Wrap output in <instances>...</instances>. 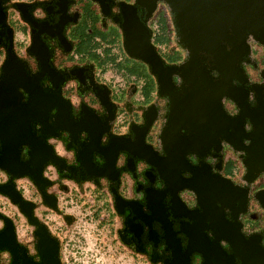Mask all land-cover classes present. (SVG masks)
Instances as JSON below:
<instances>
[{
  "label": "flooded vegetation",
  "instance_id": "1",
  "mask_svg": "<svg viewBox=\"0 0 264 264\" xmlns=\"http://www.w3.org/2000/svg\"><path fill=\"white\" fill-rule=\"evenodd\" d=\"M129 5L147 27L164 66L186 60L175 25L177 48L170 40L163 44L165 52L154 42L159 24L153 17L168 7L163 2L147 18L136 0H0V82L8 76V87L0 90L9 95L0 102V164L22 172L17 176L0 168V264H65L58 221L48 215L73 223L74 216L60 203H88L81 196L85 184L104 196L116 242L148 264H242L227 240L236 229L264 247L259 200L264 169L248 182L244 164L252 152L256 118L264 117V104H259L264 102V44L248 37L242 80H232L242 90L237 97L244 93L248 105L242 109L228 96L221 99L225 113L235 119L227 134L236 144L221 138L199 153H187L188 169L165 178L146 156H166L160 135L171 101L158 92L159 79L150 65L125 50ZM85 24L90 35L81 30ZM171 80L176 86L182 82L177 74ZM12 93L21 105L33 103L35 118L28 128L41 146L19 145L16 156L6 130L12 123ZM177 178L196 179L203 198L181 187ZM203 182L213 192L205 193ZM3 190L22 203L12 202ZM217 192L219 200L211 201Z\"/></svg>",
  "mask_w": 264,
  "mask_h": 264
},
{
  "label": "water",
  "instance_id": "2",
  "mask_svg": "<svg viewBox=\"0 0 264 264\" xmlns=\"http://www.w3.org/2000/svg\"><path fill=\"white\" fill-rule=\"evenodd\" d=\"M136 2L146 9L147 18L157 9L159 2L167 4L173 13L178 42L187 53L186 60L180 65L164 66L150 41L147 27L136 13V8L129 5L125 10L123 27L126 52L150 65L151 72L159 79L158 92L169 96L171 101L169 116L160 135V144L166 156L146 157L158 166L163 177L169 175L176 177L180 168L188 169L184 164L185 154L199 153L221 138L236 144L227 134L228 127L234 124L235 119L225 113L221 99L228 96L242 109L248 105L244 93L240 94L241 98L237 97L242 90L233 86L232 80H242L243 69L240 62L243 56L250 52L248 37L251 36L264 44V0H136ZM213 71L217 72V76L212 75ZM173 74L182 79L179 86L172 82ZM7 81L8 76L0 82V89L8 87ZM11 87L14 90L17 86ZM5 95L6 92L0 90V102ZM8 97L7 94L5 98ZM259 104L264 102L259 101ZM11 107L12 123L6 130L9 129L12 137L10 143L12 156H16V148L22 144L40 149L39 142L28 128V121L35 118L32 115L33 103L30 101L26 105H21L17 95L12 93ZM242 113L247 114L245 111ZM256 124L252 152L244 162L247 167L245 178L248 182L264 169V117H257ZM53 157L50 155L52 161ZM0 168L17 176L22 174L12 171L5 165L0 164ZM33 177L38 181V173L33 174ZM177 179L181 187L194 190L200 199L201 190L194 183L196 179L181 181ZM202 187L205 193L213 192L212 185L203 182ZM3 192L12 202L22 203L20 197L14 196L11 191ZM218 194L219 192L213 193L210 200L218 199ZM259 200L264 207V198L259 197ZM232 234L227 240L232 243L234 255L239 257L242 264H264V247L256 238L246 239L237 229Z\"/></svg>",
  "mask_w": 264,
  "mask_h": 264
},
{
  "label": "rangeland",
  "instance_id": "3",
  "mask_svg": "<svg viewBox=\"0 0 264 264\" xmlns=\"http://www.w3.org/2000/svg\"><path fill=\"white\" fill-rule=\"evenodd\" d=\"M161 7V5L157 6V8ZM153 18L158 20L159 31L161 32L165 31L164 23H167L171 48H177L178 45L173 32V15L169 12L168 7L165 5L164 11L160 10L155 13ZM83 29L87 33L86 24L81 27V30ZM87 34L90 35V33ZM94 34H98L96 29ZM172 57L171 55L167 56L168 59ZM151 89L152 87L148 86L144 94L149 95ZM132 102L134 101L132 100ZM133 104H136V101ZM127 115L134 116L128 113ZM94 195L96 197L99 196L101 199L99 201L94 200ZM103 197L101 194L97 195L93 192L84 194L85 201H89L88 204L95 203L93 207L79 206V202L69 203L65 201H68V199H64L60 205H64V209L74 216L73 223L67 225L63 224L61 219L55 214L48 215L58 221L55 226L60 227L65 264H148L143 258L132 256L128 249L116 242L113 234L115 220L110 216L108 206L103 204ZM97 206H101L100 212H98ZM6 209L11 213L14 212V207L12 206Z\"/></svg>",
  "mask_w": 264,
  "mask_h": 264
},
{
  "label": "trees",
  "instance_id": "4",
  "mask_svg": "<svg viewBox=\"0 0 264 264\" xmlns=\"http://www.w3.org/2000/svg\"><path fill=\"white\" fill-rule=\"evenodd\" d=\"M165 24V31H157L155 34L154 42L157 43L158 45H162L164 48V51L166 52V47L163 45L164 43H169L170 42V37H169V32L167 31L166 23ZM164 40V41H163Z\"/></svg>",
  "mask_w": 264,
  "mask_h": 264
},
{
  "label": "crops",
  "instance_id": "5",
  "mask_svg": "<svg viewBox=\"0 0 264 264\" xmlns=\"http://www.w3.org/2000/svg\"><path fill=\"white\" fill-rule=\"evenodd\" d=\"M95 193L96 194V191L95 190H93L92 189V185H88V184H85V190H84V192H82V194H81V196H84V194H86V193ZM77 198H78V195H77ZM83 198V197H82ZM93 199L94 200H97V201H99L101 198H99V196L98 197H96L95 195L93 196ZM79 200H80V198H79ZM89 202V201H88ZM94 204L95 203H93V204H88V203H85V205H83L84 207L85 206H87V207H93L94 206ZM97 208H98V212H100L101 211V206H97Z\"/></svg>",
  "mask_w": 264,
  "mask_h": 264
}]
</instances>
